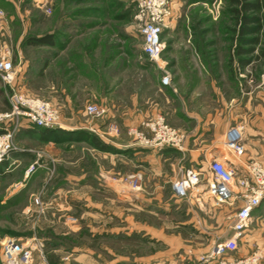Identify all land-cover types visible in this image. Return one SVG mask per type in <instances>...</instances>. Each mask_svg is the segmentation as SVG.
Listing matches in <instances>:
<instances>
[{"label":"rangeland","instance_id":"rangeland-1","mask_svg":"<svg viewBox=\"0 0 264 264\" xmlns=\"http://www.w3.org/2000/svg\"><path fill=\"white\" fill-rule=\"evenodd\" d=\"M172 8L173 16L161 34L163 49L157 65L141 50L142 36L132 0H0V57L6 54L2 45L8 46L18 78L15 88L28 99L48 102L57 112L62 128L80 127L83 133L79 136L85 137L70 144L51 139L48 143L31 141L19 133L22 124H29L19 118L13 136L21 148L17 152L32 153L20 170L27 171L32 166L33 173L38 168L44 173L33 179L26 192L13 195L10 193L16 187L13 183L17 174L9 173L0 180V264L4 242L24 237L36 227L39 218L62 223L65 236L54 238L45 230L49 241L66 244L72 237L66 233L68 227L81 232L84 213L94 211L82 210L83 193L96 203L101 201L102 211H115L112 193L80 190L67 194L65 184L68 175L81 171L93 175L96 168L123 170L134 163L128 157L106 156L111 153L112 143H127L150 152L168 148L133 145L130 129L145 132L143 123L160 116L185 137L182 151L185 143L193 148L192 141L187 142L191 132L198 135L202 131L199 127L214 119L215 127L221 126L228 117L226 102L231 103L233 98L246 103L245 96L264 85V0H260L258 12H243L239 5H229L227 0H175ZM232 9L241 12L236 14ZM244 16L254 19L246 25L254 31L243 32ZM46 35L50 44H32ZM164 73L169 75V86L160 84ZM4 89L0 82V113H9ZM89 105L105 108L106 114L99 118L87 115ZM109 124L117 127L118 134H107ZM94 141L106 149L95 148ZM219 142L217 150L225 153L223 139ZM173 151L156 162L164 168V174L154 177L155 181L170 182L164 188L150 190L154 199L147 207L155 213L154 217L142 211H147L146 205L136 207L129 201L117 204L122 213L137 217L142 225L157 228L158 233V237L151 238L134 233L118 240L120 246H126L127 257H151L154 261L150 264H183L208 252L212 240L231 234L232 216L240 202L216 203L206 182L190 190L186 198L175 197L172 184L185 169L177 166L181 156ZM194 167L205 173L207 166L198 161ZM33 190L45 194L30 198ZM133 191L127 189L123 198L133 199ZM75 198L77 204L73 206L70 202ZM31 200L34 209L24 212ZM260 223L258 212L239 240L235 257L256 253L264 258Z\"/></svg>","mask_w":264,"mask_h":264},{"label":"crops","instance_id":"crops-1","mask_svg":"<svg viewBox=\"0 0 264 264\" xmlns=\"http://www.w3.org/2000/svg\"><path fill=\"white\" fill-rule=\"evenodd\" d=\"M4 46L6 45H2L3 50ZM17 79L18 78L16 77V82ZM260 86L251 92L250 95L245 96L247 99L246 103H238V99L234 101L233 98L230 101L231 103L226 102L225 108L228 117L224 119L221 126L215 127L216 120L214 119L210 123L202 124V126L199 127L202 131L199 132L198 135L191 132L188 136L187 142L188 140H191L194 145L193 148L187 147V143H185L186 148L183 149V151L173 149L179 154V156H181L179 165L177 166H179L180 169L181 167L182 169H188L189 167H194L198 161H200V164L207 166L206 162L212 158H224L229 160V157H226L225 153H222V150L220 149L217 150L216 147H218V144L220 143L219 141L223 139L225 131L235 124L242 127L243 147L245 148L243 159L245 161L254 160L264 164V85ZM9 123L10 122H8V124ZM210 126H213V128H210ZM199 128H197V130ZM63 130L68 132L69 135H63V138H59L60 140L53 139L52 137L54 134H52L50 130L39 129L33 125L30 126L29 124H22L19 133L21 132L25 138H28L31 141H40L44 143L54 140L56 143L64 142L70 144L85 139V137L82 138L79 136V133H83V130L80 127L65 126ZM200 142L203 144L197 146L196 144ZM21 146L25 147L24 145ZM93 146L98 148L96 145ZM134 147L128 146L127 143H112V145H110L111 153L108 152L109 155L107 153L106 156L118 158L122 156L128 157V159H133L134 163L123 170L120 168H113L106 171L105 168L100 167L95 169L93 175L81 171L78 175L73 174L68 175L67 177V182L65 184L67 187L65 192L67 194L74 191L80 192V190L85 193L95 190L103 192L107 191L110 194L112 193L115 198L114 203L116 204L114 212L102 211L101 207L103 204L101 201L96 203L97 200L90 199L89 195L83 193V196L85 197L82 196V210L84 212L86 210H89V212L90 210L94 211L93 214L89 213V215L86 214V212L84 213L85 215L83 216L82 224L79 227L81 232L77 229L72 230L69 227L66 229V233L72 235V237L68 238L66 244L58 240L57 242H52L49 241L48 238H45V230H49L54 238L63 235L65 236L63 233L65 230L62 227V223L55 221V219H50L49 221L45 220L47 218H39L36 227H32V230H28L29 232H27L24 237H19L17 240L34 250L35 255L42 253L45 262L48 264L49 262H51L50 264L152 263L154 260L151 259V257L149 260H143L140 257L136 258L133 256L134 254L127 257L125 251L126 246H120L118 240H124L134 233L138 237H141L140 235H142V237L149 236L150 238L151 236L158 237L157 228H150L145 224L142 225L140 219L135 216L130 217L129 215H125L122 213L121 208L119 210V207L117 206L122 205L127 201H129L132 206L136 207L146 205L147 211L143 210V208L142 211H144L145 214L148 213L149 216L152 215L154 217L155 213L152 212V209H148V207L153 204L154 199L150 197L152 196L150 190L157 187L164 188L167 186L166 183L169 184L170 182L168 180L165 182L155 181L154 177L162 176V174H164V168L160 164H156V162L157 160L161 162V157L163 155H168V153H172L173 150L167 148L162 149V151L150 152L149 149ZM149 153H151L150 156ZM31 156L32 153H13L10 159L2 163L0 166V180H2L3 176L8 175L9 173L15 172V174H17V180L13 183L16 187L10 193L11 195L22 191L26 192L29 184L33 182V179L40 178L44 173L43 169L38 168L33 174L27 176L25 168L24 171L20 170V166H22ZM129 188L133 189L135 194L132 193L134 195L133 199L125 200L123 198V192H126ZM54 191H56V189ZM35 194L44 196L45 193L33 190L28 196L31 198ZM142 196H146V198L144 197L141 199ZM76 199L77 198H75L74 201L71 200L72 202H70V204L75 206L77 204ZM34 207L35 206H33L31 200L29 205L25 207L24 212L32 211ZM258 212H260V224L262 225L261 241L262 252L264 254L263 205L257 208L253 215H256ZM214 243L215 241L213 242L212 240V246Z\"/></svg>","mask_w":264,"mask_h":264},{"label":"built area","instance_id":"built-area-1","mask_svg":"<svg viewBox=\"0 0 264 264\" xmlns=\"http://www.w3.org/2000/svg\"><path fill=\"white\" fill-rule=\"evenodd\" d=\"M132 1L136 5L135 20L142 36L141 50L149 61L158 65L163 49L161 34L168 20L173 16L172 7L175 0ZM3 48L6 54L0 57V82L5 88L4 93L11 112L0 113V166L10 159L12 153L21 150L13 138L20 117L25 118L29 125L39 129L62 131L64 129L57 122V112L48 102L28 99L17 91L9 48L8 46ZM160 84L170 85L167 73H164ZM86 113L91 117L99 118L104 116L106 111L100 106L89 105ZM143 126L146 128L145 132L134 129L128 131L135 142L133 145L151 148L168 147L182 151L185 137L170 128L160 116L143 123ZM107 134H118L117 127L109 124ZM242 134L240 125L225 131L221 145L229 160L210 159L206 162L205 173L195 167H189L183 170L181 176L172 184V194L178 198H186L190 190L206 182L207 191L216 203L233 205L235 202H240L232 216L231 234L221 240L217 239L208 252L183 264H264L263 256L256 253L245 258L235 257L238 242L249 229L253 213L264 204V164L243 159L245 148ZM33 170L30 166L26 175H31ZM36 203L40 204L38 200ZM2 247L3 264H48L42 253L35 255L34 250L20 241L7 239Z\"/></svg>","mask_w":264,"mask_h":264},{"label":"trees","instance_id":"trees-1","mask_svg":"<svg viewBox=\"0 0 264 264\" xmlns=\"http://www.w3.org/2000/svg\"><path fill=\"white\" fill-rule=\"evenodd\" d=\"M228 1V4L230 5H239L240 6V9H242L243 12H246V11H249V10H255L256 12H258L260 9H259V3H260V0H255L254 3H242L241 0H227ZM232 12L236 13V14H239L241 11L240 10H237V9H232L231 10ZM254 19L252 18H249V17H243L242 18V22L243 24L245 25V28L243 27V32H250V31H254L253 29H251L250 27H247L246 28V25H249V23L251 21H253ZM258 31V29H257ZM50 44V40H49V36H45V37H42L40 39H36V40H33L32 41V44L34 45H45V44ZM263 55V54H262ZM49 131V130H48ZM52 134H54L53 136L57 137L56 139H59V138H63L62 136L63 135H69L68 132L66 131H62V130H58V129H55V130H50ZM93 145H96L98 148L102 150L106 149L105 146H102L100 145V143L98 141H94Z\"/></svg>","mask_w":264,"mask_h":264}]
</instances>
